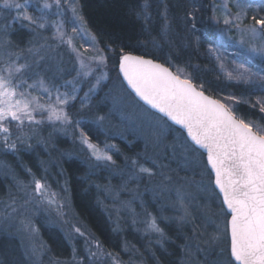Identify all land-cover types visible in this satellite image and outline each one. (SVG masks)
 Wrapping results in <instances>:
<instances>
[{
    "label": "rangeland",
    "instance_id": "374dc122",
    "mask_svg": "<svg viewBox=\"0 0 264 264\" xmlns=\"http://www.w3.org/2000/svg\"><path fill=\"white\" fill-rule=\"evenodd\" d=\"M252 1L263 7L262 0H214L212 21L219 25L218 39L230 49L225 51L226 54L246 58L237 54L241 29L254 27L258 32H264L253 19L264 16L251 6L247 7L239 29L223 22L226 17L233 19L238 2L250 5ZM44 2L31 0L29 8V15L43 16L40 22L45 24L44 28L28 25L27 21H13L14 12L0 9V64L8 60L27 64L26 73L32 78L29 83L42 78L54 94L59 89L60 93L76 98L65 106L69 123L49 122L47 113H37L36 119L43 122L26 127L22 137L25 142L16 140L15 150L0 141V175L7 177L8 181L7 193L0 197V236L5 238L4 244H0V264H19V251L27 264H94L97 256L100 261H106L105 264H123L122 261L124 264H160L152 254L154 249H162L163 241H167L160 222L174 225L181 235L177 248L179 264H223L225 254L221 249L228 247V241L213 243L212 237L227 227V216L221 212L220 199L212 187L204 157L194 158L185 150L186 140L180 132L141 106L124 88L120 78L117 79L115 74L110 76L112 68L107 59L105 65L91 59L97 55V49L103 54L78 18L76 0H61L59 7L55 0H47L52 5L49 9L43 8ZM225 4L227 8L223 7ZM73 8L77 15H74ZM53 25L61 26L65 40L72 39L71 47L55 38ZM73 28L77 31L74 32ZM14 32L25 33V41L11 44L9 36ZM245 39L247 45L260 46L259 39ZM77 53L86 65L83 69ZM225 59L230 61L227 62L228 72L234 74L237 67L234 59ZM261 61L264 58L254 57L249 62ZM85 72L89 75L85 76ZM33 94L47 100L42 92ZM227 103L225 105L230 107L231 104ZM87 124L101 131L103 136L122 139L128 146L138 141L140 148L130 157H121L120 163L115 159L119 151L113 142L94 144L89 141L83 129ZM12 131L15 139L16 129ZM82 136L106 151L112 160H97L82 142ZM60 138L64 140L63 149L56 145ZM25 154L34 159L33 168L27 169L21 163ZM10 157L12 164L8 161ZM72 158L86 164L88 172L97 181H101L98 180L99 174L104 176L102 182L94 184L100 190L102 203L112 211L115 226L127 223L134 233L140 234L142 251L137 250L139 246L136 245L132 250L126 247L125 259L119 261L98 253L95 240L81 229L68 204L60 162ZM133 161H136L135 165ZM140 166L150 169L151 174L140 172ZM33 176L46 185L49 193L56 194L50 197L54 203L49 204L35 194ZM50 176L53 181L47 179ZM153 221L161 232L151 226ZM41 223L60 231L71 247L69 258L61 262L52 260L47 245L39 236ZM4 249L7 255H4ZM9 254H17L18 259Z\"/></svg>",
    "mask_w": 264,
    "mask_h": 264
},
{
    "label": "snow or ice",
    "instance_id": "6c2138e0",
    "mask_svg": "<svg viewBox=\"0 0 264 264\" xmlns=\"http://www.w3.org/2000/svg\"><path fill=\"white\" fill-rule=\"evenodd\" d=\"M55 3L59 7L61 0H55ZM30 6L31 0H24L23 3L19 0H0V9L14 12L13 21H27L28 25L35 24L38 28H44L45 24L40 22L43 16L29 15ZM51 6L45 0L43 8L49 9ZM250 6L238 2V11L233 19L226 17L224 24L239 29L247 7ZM223 7L227 8V4ZM195 11L193 8L186 12L188 19L185 22L191 23V29L196 28ZM73 13L77 15L75 8ZM253 19L264 29V18ZM53 26L56 28L55 38L71 47L72 39L69 37L65 40L61 26ZM73 31L77 29L73 28ZM162 32L166 37L167 21ZM245 37L259 39L260 46L247 45ZM237 44V54L245 56L249 61L254 57L264 58V32H258L254 27L241 29V38ZM77 57L80 59L79 53ZM91 59L99 65H105L107 58L99 54L97 49V55ZM80 67H86L83 59H80ZM27 68V64H17L12 60L0 64V141L12 150L16 148V140L25 142L22 137L26 127L31 128L43 122L36 119L37 113H47L49 122L69 123L65 106L76 98L75 95L60 93L59 89L54 94L42 78L29 83L32 78L27 75ZM119 72L135 96L144 105L161 114L158 120L166 117L186 131L191 141L185 142L186 151L192 153L194 158L203 154L200 150L206 152L207 164L215 173V186L223 195L224 207L221 212L225 217L228 214L231 216L227 227L212 237L213 243H226L230 234V245L221 249L225 254L223 264H264V127L238 118L230 107L197 90L189 78H182L178 74L179 70L174 73L164 64L145 59L142 55H122ZM235 73L233 76L232 72H228V79H251L249 69L243 63L237 65ZM84 75L89 73L85 72ZM261 79L264 80V77ZM34 92L46 94L47 100L39 94L34 95ZM261 111H264V107H261ZM13 128L16 129L15 139ZM82 142L97 160H112L106 151L90 143L86 137L82 136ZM132 163L135 165L136 161ZM139 171L151 174L150 169L143 166L139 167ZM32 182L36 195L46 199L49 204L54 203L50 197H54L55 193H49L46 185L35 176ZM185 214H188L186 209ZM151 226L161 232L155 221ZM217 229H220V225H217Z\"/></svg>",
    "mask_w": 264,
    "mask_h": 264
},
{
    "label": "trees",
    "instance_id": "16d2710c",
    "mask_svg": "<svg viewBox=\"0 0 264 264\" xmlns=\"http://www.w3.org/2000/svg\"><path fill=\"white\" fill-rule=\"evenodd\" d=\"M76 1L85 28L95 38L102 54L107 58L108 66L112 68L109 72L110 76L115 74L119 79L117 67L122 55H142L164 64L174 73L179 70L178 74L182 78H189L200 91L221 103L231 104L230 108L238 118L264 127V111H261V107H264V80L261 79L264 77V61L255 64L244 57L225 53L230 49L218 39L219 25L212 21L214 0ZM250 5L252 10L256 8L264 16V0L261 1L263 7L258 3L255 5V1ZM193 8L196 9L195 29H191V23L185 22L188 19L186 12L192 11ZM166 21L168 32L165 37L162 29ZM24 34L14 32L9 36L12 38L9 41L12 42L11 44H21L25 41ZM225 58L234 59L236 65L243 63L249 69L251 79H228L227 62L230 61ZM230 97L234 99H229ZM82 112L79 114L81 115ZM83 129L89 141L94 144L113 142L119 151L115 159L120 163L121 157H130L141 145L136 141L128 146L122 139L103 136V133L96 131L93 125L87 124ZM180 134L185 138L181 132ZM56 145L63 149L64 140L61 138L56 140ZM12 160L11 157L8 159L10 163H14ZM33 162L32 156L26 154L21 161L27 169L33 168ZM60 168L64 174L69 207L81 229L95 240L98 253L109 255L119 261L120 258L125 259L126 247L132 250L136 245L139 246L137 250L142 251L144 246L140 241V234L134 233L127 223H119V227L115 226L112 211L102 203L100 190L96 189L94 184L102 182L104 176L99 174L98 180L101 181H97V178L88 172L86 164L75 158L63 159ZM53 176L47 179L53 181ZM21 177L25 178V176ZM7 182V177L0 175L2 198L7 193ZM159 225L167 241H163L162 249L151 251L153 256L160 264H179L180 255L177 248L181 235L172 224L160 222ZM39 236L47 245V252L52 260L61 262L60 260L70 257L71 247L55 227L41 223ZM4 242V236H0V244ZM6 252L4 249V255H7ZM19 255L20 261L17 254H9L15 256L19 264H27L21 251ZM102 262L105 264L106 261H100L97 256L94 264ZM122 263L124 264L123 261Z\"/></svg>",
    "mask_w": 264,
    "mask_h": 264
},
{
    "label": "water",
    "instance_id": "95a60500",
    "mask_svg": "<svg viewBox=\"0 0 264 264\" xmlns=\"http://www.w3.org/2000/svg\"><path fill=\"white\" fill-rule=\"evenodd\" d=\"M131 55H133V54H131ZM145 59H150V58H146V57H144ZM154 61V60H153ZM155 63H159V62H157V61H154ZM167 67V66H166ZM170 69V68H169ZM117 70H118V76H119V78H120V81L122 82V84H123V86L125 87V89L132 95V97L141 105V106H143L144 108H146L148 111H150V112H152V113H154V114H156V115H158L159 117H161V114L160 113H158V112H156L154 109H150L147 105H144L143 104V101H140L139 100V98L138 97H136L135 96V93H133L132 91H131V89H129L128 87H127V84H126V82L123 80V76H122V74L119 72V63H118V67H117ZM171 70V69H170ZM172 71V70H171ZM173 72V71H172ZM197 90H199L198 88H197ZM200 91V90H199ZM205 94V93H204ZM206 96H208L207 94H205ZM210 97V96H209ZM212 98V97H211ZM212 99H214V98H212ZM162 119H164L170 126H172V127H174L175 129H177V130H179L183 135H184V137H185V139H186V141L188 142V143H191V141L187 138V133H186V131L184 130V129H182L179 125H176V124H174L172 121H170V120H167V118L166 117H162ZM203 154V157H204V161H205V165H206V168H207V170L209 171V173H210V175H211V179H212V187H213V189H214V191L216 192V194L218 195V197H219V199H220V203H221V206L222 207H224L223 205H222V200H223V195H222V193H220L219 192V189L218 188H216V186H215V173L214 172H212V170H211V168H210V166L207 164V155H206V152H203V150H200ZM231 219V216H230V214H228L227 215V222L229 221ZM230 245V234H229V236H228V246Z\"/></svg>",
    "mask_w": 264,
    "mask_h": 264
},
{
    "label": "bare ground",
    "instance_id": "6f19581e",
    "mask_svg": "<svg viewBox=\"0 0 264 264\" xmlns=\"http://www.w3.org/2000/svg\"><path fill=\"white\" fill-rule=\"evenodd\" d=\"M131 95V94H130ZM132 96V95H131Z\"/></svg>",
    "mask_w": 264,
    "mask_h": 264
}]
</instances>
